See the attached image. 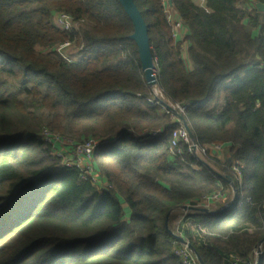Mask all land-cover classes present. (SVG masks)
Listing matches in <instances>:
<instances>
[{"label": "trees", "instance_id": "trees-1", "mask_svg": "<svg viewBox=\"0 0 264 264\" xmlns=\"http://www.w3.org/2000/svg\"><path fill=\"white\" fill-rule=\"evenodd\" d=\"M134 2L158 85L187 106L179 123L160 113L118 0H0V264H181L173 221L221 188L232 193L229 208L186 211L202 230L184 234L200 263L250 261L264 240V0H172L187 30L178 44L161 0ZM56 13L79 30L56 29ZM67 42L83 48L76 64L43 52ZM184 126L202 148L228 146L225 161L210 156L219 171L185 147L169 161ZM44 128L104 141L95 163L112 189L64 169L39 138Z\"/></svg>", "mask_w": 264, "mask_h": 264}, {"label": "built area", "instance_id": "built-area-1", "mask_svg": "<svg viewBox=\"0 0 264 264\" xmlns=\"http://www.w3.org/2000/svg\"><path fill=\"white\" fill-rule=\"evenodd\" d=\"M196 5L204 8V0H192ZM162 5L165 9V15L167 18V22L171 28L172 38L175 44L182 43L185 40L187 35V30L184 28L183 23L176 13L175 9L172 5V0H161ZM53 24L61 32L74 33L79 30V24L74 22V20L64 14V13H56L53 16ZM68 48L73 47L77 52V56L74 55L73 60L69 61V63L74 64L77 59H80L79 53L83 51V48H77L74 43L67 42L60 46L54 47L51 49V52H59L58 48ZM73 56V55H72ZM155 62V61H154ZM156 63V62H155ZM154 63V64H155ZM154 74V73H153ZM157 75L154 74V85H157ZM158 91V96L162 98H167L165 92L160 89ZM157 99V98H156ZM158 100V99H157ZM159 101V100H158ZM154 104L153 102H151ZM161 114L171 115L172 120H176V114H180L178 116L184 117L186 115V105L178 104L170 101L168 99L169 105L161 102ZM158 105V104H157ZM177 116V117H178ZM180 117L175 121V123H179ZM162 133L161 130L150 134L151 137L155 138ZM40 140L46 145L51 147V151L54 157L61 161V166L67 170H76L79 172L80 177L83 181H88L92 184V186L98 190L99 192L111 190L112 187L103 180L100 175L99 169L95 163V154L97 149L104 143L101 140L95 139H87L83 141H76L70 138L62 137L56 134H53L48 129H44L40 135ZM186 148L188 153L194 155L197 153V150L200 149L202 154H207L208 152H213L215 154H224L226 149L228 148L225 144H214L205 148H202L196 138L191 137L190 133L186 130L185 127L181 129H177L172 133V139L170 146L168 148V157L170 162H174L180 157L183 153V148ZM243 166L237 162L232 161V173L239 185L243 183ZM232 195L230 190L220 189L219 192L214 193L212 195H208L203 197L201 200L194 201L191 204H186L185 207L191 208H209L211 206H216L218 204H222L224 207L229 208V196ZM179 226L181 231L177 232L176 240L173 243V252L174 255L179 259L181 264H200L196 255L192 252L188 244H183L180 242V238L185 240V231L187 229H195V232L202 230L197 225V222L193 219L187 217H181ZM179 238V239H178ZM264 245L261 248V252L259 249H256L253 252L252 260L243 261L239 259L237 256H230L228 258V264H257L258 257L263 254Z\"/></svg>", "mask_w": 264, "mask_h": 264}, {"label": "water", "instance_id": "water-1", "mask_svg": "<svg viewBox=\"0 0 264 264\" xmlns=\"http://www.w3.org/2000/svg\"><path fill=\"white\" fill-rule=\"evenodd\" d=\"M123 7L126 15L130 19V21L133 24L134 33L130 37V39L136 44L138 48V54L139 59L141 62L143 73L145 74L146 80L150 86L154 85V70L156 69L152 54V48L150 44V38H149V30L148 27L142 17L141 12L137 8L134 0H118ZM256 9L259 12H264V4H256ZM186 130L190 133L191 137H193L190 129L187 126H184ZM186 210H200L204 213H209V210L207 209H197V208H191V207H185ZM168 219L166 222V228L168 229ZM172 235V232H170ZM179 239V238H178ZM180 242L183 244H188V242L184 239H179ZM264 245V240L259 245L258 249L259 252H261V248ZM190 249L194 253V250L192 249L191 245L189 244ZM195 254V253H194ZM198 259V258H197ZM199 261V259H198ZM200 263V261H199ZM262 263V254L260 253L258 257L257 264ZM201 264V263H200Z\"/></svg>", "mask_w": 264, "mask_h": 264}, {"label": "rangeland", "instance_id": "rangeland-1", "mask_svg": "<svg viewBox=\"0 0 264 264\" xmlns=\"http://www.w3.org/2000/svg\"><path fill=\"white\" fill-rule=\"evenodd\" d=\"M58 46H60V45H58ZM57 47V46H56ZM186 50H187V46L186 45H183L182 46V48H181V55L183 56V58H184V61L186 62V64H187V61H186ZM58 51L59 52H57V53H59L66 61H71V60H73V57H74V55L75 56H77V52H76V50H75V48L73 49V47H68V48H62L61 49V47H59L58 48ZM44 53H49V52H51V49H48V50H44L43 51ZM73 55V56H72ZM78 57V56H77ZM78 61H79V59H77L75 62H74V64H76V63H78ZM155 63V62H154ZM155 67H156V69L154 70V74H156L157 75V66H156V63H155ZM151 89H152V95H153V97H155V99L157 98L160 102H163L164 104H166V105H169V103H168V99H166V98H162V97H160V96H158L159 94H158V89H160V85H152L151 86ZM151 102H153L154 103V105H157V103L155 102V101H153V99H150L149 100V103L152 105V103ZM178 115H180L179 113L178 114H176V115H174L175 116V118H176V120H172L171 119V121H172V123H175V121H177V119L180 117V116H178ZM178 116V117H177ZM178 123V122H177ZM44 129H47V128H44ZM43 129V130H44ZM42 130V131H43ZM41 131V132H42ZM190 131H191V129H190ZM192 133V132H191ZM192 135H193V133H192ZM194 136V135H193ZM218 144H221V143H218ZM201 150L200 149H198L197 150V153L195 154V155H197V157H199L200 159H201V161H203V162H206V163H209L210 165H212V167L216 170V171H219V169L215 166V163L214 162H212L211 161V159H210V156H212V157H215L216 159H217V161L219 160V161H225V157L226 156H224L225 155V153L224 154H221V155H218V156H216V155H214V153L213 152H210V153H207L206 155L205 154H202L201 152H200ZM193 167V169H195V170H199L200 168L198 167V165H193L192 166ZM230 193H231V191H230ZM231 197H232V195H230ZM205 197V196H204ZM123 204H124V202H122ZM221 206V207H220ZM222 204H218V205H216V206H212V207H209V208H204V207H199V208H197V209H209V211H214V210H219V209H221L222 208ZM184 211L185 212H183V210H182V212H179L178 214H177V217H176V220H174L173 221V223H172V229L174 230V232H175V234L177 235V232L178 231H181V228H180V226H179V222H180V219H181V217H184L185 215L187 216V217H189L188 215H187V213H186V209H185V207H184ZM127 213H128V215L130 214V212L129 211H127ZM197 222H199V221H197ZM193 232V233H195L196 234V232H195V229H192L191 228V230H190V232Z\"/></svg>", "mask_w": 264, "mask_h": 264}, {"label": "crops", "instance_id": "crops-1", "mask_svg": "<svg viewBox=\"0 0 264 264\" xmlns=\"http://www.w3.org/2000/svg\"><path fill=\"white\" fill-rule=\"evenodd\" d=\"M214 155H216V156H218V155H220V154H215L214 153ZM225 156V155H224ZM226 158V157H225ZM107 183V182H106ZM122 205H123V208H124V211H125V214H126V218L128 219V217H129V215H128V213H127V211H129V209H128V207L126 206V204L124 203H122ZM212 207V206H211ZM207 210H209V209H207ZM189 218H191V219H193L194 221H196L197 222V220H199V219H197V218H195V217H193V216H190L189 215ZM187 231V235H189V237H193V232L191 231L190 232V229H187L186 230ZM195 234V233H194Z\"/></svg>", "mask_w": 264, "mask_h": 264}]
</instances>
